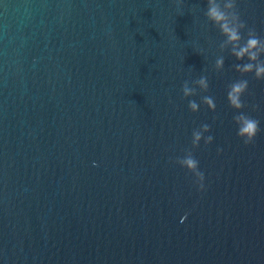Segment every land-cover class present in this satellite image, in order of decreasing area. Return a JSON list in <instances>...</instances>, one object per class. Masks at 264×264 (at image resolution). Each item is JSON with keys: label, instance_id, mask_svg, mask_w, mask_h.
Here are the masks:
<instances>
[{"label": "water", "instance_id": "1", "mask_svg": "<svg viewBox=\"0 0 264 264\" xmlns=\"http://www.w3.org/2000/svg\"><path fill=\"white\" fill-rule=\"evenodd\" d=\"M206 7L0 0V264H264V79L232 68L247 59L219 49ZM236 7L264 37V0ZM201 75L208 91L183 97ZM238 79L261 128L247 145L226 99ZM203 123L198 191L174 161Z\"/></svg>", "mask_w": 264, "mask_h": 264}, {"label": "clouds", "instance_id": "2", "mask_svg": "<svg viewBox=\"0 0 264 264\" xmlns=\"http://www.w3.org/2000/svg\"><path fill=\"white\" fill-rule=\"evenodd\" d=\"M205 17L215 27L218 28L220 34L225 37L218 47L221 51L229 49L230 54L235 57L237 61L244 58L247 59L246 63H236L232 68L240 73L247 74L253 73L254 79H264V59H261L264 54V37L257 35L254 28L247 27L246 22L241 19L240 13L236 7V0H207ZM246 29V33L242 35V30ZM246 37V38H245ZM230 46V47H229ZM224 56H218L214 62V69L220 71L224 67ZM193 86H189V81L185 80L181 86L183 97L195 96L197 88L201 92H206L209 89L208 78L201 75L198 79L193 80ZM249 81L247 79H238L228 84L226 99L230 108L237 110L232 119L236 125V135L242 139L245 145L253 142L257 133L261 131L260 121L239 111L246 107V103L241 97L248 89ZM201 103L206 105L209 110L215 111L216 103L214 98L208 95L201 97ZM187 107L190 111L196 112L199 109V104L194 100H189ZM253 109L256 105L252 106ZM215 119V117H214ZM210 131V125L207 123L201 124L198 128L193 129L191 134V148L184 150L182 157H176L175 163L180 167L185 168L194 177V184L197 190L204 189V172L199 170V161L193 155L192 149L199 146V142L203 138L204 144L211 143L214 139L212 135L204 136V133ZM221 149H217V152ZM186 215V214H185ZM183 220L184 217H181Z\"/></svg>", "mask_w": 264, "mask_h": 264}]
</instances>
